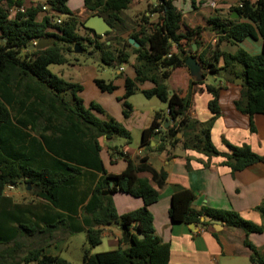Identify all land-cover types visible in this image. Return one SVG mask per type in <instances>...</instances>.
Returning <instances> with one entry per match:
<instances>
[{
  "label": "trees",
  "instance_id": "obj_1",
  "mask_svg": "<svg viewBox=\"0 0 264 264\" xmlns=\"http://www.w3.org/2000/svg\"><path fill=\"white\" fill-rule=\"evenodd\" d=\"M144 1L148 2L146 10L129 30L121 14L129 9L131 0H83L89 13L101 16L119 34L113 36L114 42L107 39L99 43L102 36L83 28L81 19L66 7V0H47L46 16L40 22L35 21V16L41 5L25 7L24 13L8 19L9 9L24 6V2L0 0V264H71L59 255L45 252L57 232L67 231L86 233L89 249H83L82 264H168L169 245L153 236L152 217L147 209L157 201L156 191L146 181L137 179L139 172H147L161 186L165 173H156L145 164L144 157L142 165L128 162L122 173L105 174L97 140L120 137L128 142L129 133L111 118L100 120L94 116L93 112L100 110L93 103L85 108L79 97L82 86L48 69L50 65L67 64L75 44L86 53L84 44L92 46L91 52L98 51L105 66L126 65L130 56H134L135 78L124 80L121 98L125 119L132 112L127 99L136 93L166 104L167 117L161 112L153 115L151 123L141 131L140 146L150 149L157 135L163 144L154 149L157 152L180 145L184 151H195L207 158L223 157L222 164L232 172L264 161V157L257 156L247 145L228 146L229 155L218 152L212 145L210 129L218 114L219 88L205 86L212 96L208 109L213 115L206 122L191 119L187 114L191 107L190 84L185 98L169 94L166 79L173 69L185 67L187 51L192 44L199 46V37L206 29H182L181 11L174 5L175 0ZM239 4L232 8L237 19L208 21L216 35L210 54L213 61L221 60L222 66L216 68L204 61L209 48L198 58L210 73L232 72L234 78L243 80L234 107L250 118L264 115V0H241ZM62 15L67 16L61 18ZM151 15H156L155 22L150 21ZM47 28L55 33L46 32ZM104 36H111V32ZM40 38L47 39L48 45L42 50H30L31 41ZM257 38L262 42L258 55H249L242 49L231 55L218 48L223 41L238 43ZM129 39L138 47L130 45ZM144 82L153 87L139 89L138 85ZM95 85L102 92L114 90L111 82L96 79ZM165 123L168 126L163 128ZM92 172L101 176L96 178ZM89 185H92L90 190L83 191L82 187ZM7 190H15L17 194L21 190L29 197L25 202L19 196L7 195ZM105 191L108 195H101ZM115 192L140 197L143 206L119 216L109 196ZM193 198L190 191L171 197L168 215L172 222L206 226L199 218L209 217L226 227L240 229L245 234L244 246L251 251L250 262L264 264V248L257 249L247 240L249 234H260L263 226L243 219L234 211L203 208L196 212L191 208ZM256 210L264 218V201ZM112 225H117L130 243L121 246L123 239L119 238L120 246L116 249L91 254L90 248L101 243L103 229ZM32 239L37 245L28 247L19 257L22 241Z\"/></svg>",
  "mask_w": 264,
  "mask_h": 264
},
{
  "label": "crops",
  "instance_id": "obj_2",
  "mask_svg": "<svg viewBox=\"0 0 264 264\" xmlns=\"http://www.w3.org/2000/svg\"><path fill=\"white\" fill-rule=\"evenodd\" d=\"M46 1L23 0V5L30 7L38 4L46 7ZM240 1L195 0L194 4L190 0L174 1L176 8L181 11L182 29L186 27L206 29L199 37L196 52L192 53L199 64H201L199 55L205 48H209L208 54L203 56L204 61H209L216 68L222 66V61H213L210 54L216 41V35L210 30L211 25L208 21L212 18L221 20L230 18L233 13L232 8L236 7ZM144 2V0H131L129 7L132 9L133 5V12L141 11L142 13L147 7ZM66 7L76 18H88L95 15L86 10L83 0H66ZM45 16L46 11H40L36 14L35 21L40 22ZM149 17L151 22L156 21V15ZM61 18L65 16L62 15ZM8 19H10V11H8ZM46 32L55 33L51 28H47ZM218 48L220 52L231 55L242 49L254 56L261 52L262 42L259 38L245 39L238 43L223 41ZM134 64L135 61L128 64V71L124 69L125 65L112 67L113 80L107 81L114 86L111 93L102 92L97 88L95 85L97 78L94 72L77 74L78 78L75 82L72 81L82 86L79 97L85 108L91 103L95 104L100 113L93 112L94 116L100 120L111 118L130 135L129 145L125 144V139L120 141L117 138L100 137L97 140L100 147L99 159L104 173L118 175L125 170L128 162L135 166L142 165L141 159L144 157L146 158L145 164L156 173H165L161 186H158L151 174L147 172H139L137 179L146 181L156 191L157 201L150 204L147 209L152 217L153 236L169 245L168 264H252L250 262L251 251L244 246L245 234L240 229L226 227L220 223V227L214 230L210 223L202 221L204 217H200L199 221L206 223V226L174 223L170 220L168 211L171 197L174 194L190 191L194 195L191 208L196 212L203 208L234 211L243 219L257 226H263L262 232L264 233V218L256 210L264 201V161L252 164L241 171L232 172L230 168L222 164L223 157L207 158L195 151H184L180 145L172 150L166 147L164 151L157 152L154 149L161 145L158 139L152 140L150 149L140 146L141 131L151 123L156 112H161L164 117H167V107L165 103L160 102L161 104L151 107V112L147 110L148 108L140 109L143 104L140 99L134 97L141 94L136 93L127 99L132 109L131 115L126 119L123 117L121 98L124 94V80L135 78ZM204 68L203 84L200 85L190 78L186 67L173 69L165 81L169 94L175 93L180 98H185L190 84L191 107L187 114L191 119L206 122L213 118V115L208 109V102L212 96L205 90V86L219 88L216 101L218 114L210 129L212 145L218 152L226 155L230 154L228 146L247 145L257 156L264 157V115L257 114L249 118L235 109L234 102L240 95L242 84L236 81L239 78H234L232 72L223 73L221 71L213 74L208 72L207 67ZM82 71L80 67H77L76 72ZM76 72L74 71L73 75ZM152 87L153 85L149 82L138 85L141 90H148ZM92 175L96 178L101 176L96 172H92ZM91 187L92 185L82 188L83 191L88 192ZM109 196L119 216L129 214L143 206V200L140 197L122 192L111 193ZM121 232L117 225L105 227L102 238L106 237L109 245L115 246L116 249L120 245L130 243L127 236L128 242L124 244L122 240L119 245V238H122ZM261 239L257 235L247 236V240L257 249L264 248V240ZM45 252L48 255L59 254V252H54V248L50 246L45 249Z\"/></svg>",
  "mask_w": 264,
  "mask_h": 264
},
{
  "label": "rangeland",
  "instance_id": "obj_3",
  "mask_svg": "<svg viewBox=\"0 0 264 264\" xmlns=\"http://www.w3.org/2000/svg\"><path fill=\"white\" fill-rule=\"evenodd\" d=\"M133 1V0H132ZM145 6L148 5V2H144ZM133 5H132V9L129 7L128 10L124 11L121 14V17L124 18L126 20V28H129V30L132 28L133 22L137 20V17L140 16V12L141 11H136L133 12ZM11 16V15H10ZM87 17H83L81 19V22H84L85 19ZM79 33L82 34L83 36L85 34H83V32L81 30H79ZM105 35V34H104ZM102 36L98 42L99 43H103L105 42L107 39L113 41V36H118V32L116 30H113L111 32V36L106 37V36ZM122 35V34H121ZM85 37V36H84ZM125 37V36H123ZM38 40V39H35ZM32 42V41H31ZM32 45V43H31ZM48 45V44H47ZM84 46H86L87 48V53L86 52H82L80 54H72L70 55L69 61L67 64L65 65H50L48 67L49 71L58 76L61 77L62 79L66 80V81H70L72 82L74 80H76V78H78L77 74L82 75L83 73H89V72H94L95 76L97 79L99 80H104L105 82L109 81V80H113L114 74L112 71V67L113 66H105L101 63L100 61V53L98 51H94L93 53L92 51V46H90L89 44L85 43ZM74 47V46H73ZM91 47V48H90ZM83 51V50H82ZM134 62V56L131 55L129 58V63ZM128 64L125 65L124 69L128 71L129 67ZM77 67H80L83 71L82 72H76L77 71ZM76 72L73 75V72ZM225 73V72H223ZM223 73H220V75H223ZM134 98H138L141 100L142 102V106L140 107V109H147L149 110V112H151V107L154 106L156 104H161L158 99L156 98H151V99H146L145 97H143L142 95H137ZM132 102V100H131ZM132 113V112H131ZM117 138V140L122 141L120 137H114ZM124 140V139H123ZM126 145L130 144V140L127 142V140H124ZM9 196H19L18 198L23 199V201H27V198L29 197L28 193H24L21 190L19 191V193L17 194V191L15 190H7ZM28 191V190H27ZM31 197V196H30ZM20 201V200H18ZM117 231V230H116ZM122 233V232H121ZM56 239L54 238V242L52 244H50V247L54 248V252H59V256L62 259H65L66 261L70 262L71 264H82V256H83V249H89V246L87 244V240H86V233L84 231H80V232H74V233H68V231L66 233L64 232H57L56 234ZM253 236L257 235L260 236V238H262L261 240H264V233L261 232L260 234H255L252 233ZM126 244V243H124ZM36 241L34 239L32 240H28V241H22V249L20 250L19 253V257L20 254L24 251L27 250L28 247H35ZM57 247L60 249H57ZM115 249V246H110L107 238L106 237H101V243L93 248H90L89 252L91 254H96V253H100V252H104V251H110ZM56 254V253H54ZM52 256V255H51Z\"/></svg>",
  "mask_w": 264,
  "mask_h": 264
},
{
  "label": "water",
  "instance_id": "obj_4",
  "mask_svg": "<svg viewBox=\"0 0 264 264\" xmlns=\"http://www.w3.org/2000/svg\"><path fill=\"white\" fill-rule=\"evenodd\" d=\"M155 0H152V3H154ZM63 16H67V15H63ZM231 19H237L238 15L236 13H232L230 15ZM83 28L91 30L95 35L97 36H103L105 33H109L112 32L113 29L104 21V19L99 16V15H93L90 16L88 18L85 19V21L82 24ZM129 44L132 45L134 48H137L138 45L136 43H134V41L132 39L128 40ZM48 44V40L44 39V38H40L38 40H35V44H32L31 46H29V49L32 50H42L44 49ZM196 52V45L192 44L190 47V50L187 51V58L184 61V66L187 68L188 73L190 78L196 82H202L204 79V75H203V66L201 64H199V62L193 57L192 53ZM82 53V49L75 44L73 47V54H80ZM236 81H238L239 84L243 83L242 79H237ZM168 126V123H165L163 125V128H166ZM178 137H180L178 135ZM154 141H156L158 139V136L155 135L154 136ZM162 146V144L160 145V147ZM141 155H143V153H141ZM109 186H111V183H109ZM28 190V187H27ZM101 195L105 196L108 195V192H101ZM202 221L208 222L212 225L214 230H217L216 227H220V222L212 220L209 217H204L202 218ZM121 237L123 239L124 243L128 242L127 239V235L125 233L121 234ZM140 238H143L142 235H140Z\"/></svg>",
  "mask_w": 264,
  "mask_h": 264
},
{
  "label": "built area",
  "instance_id": "obj_5",
  "mask_svg": "<svg viewBox=\"0 0 264 264\" xmlns=\"http://www.w3.org/2000/svg\"><path fill=\"white\" fill-rule=\"evenodd\" d=\"M237 6L239 7L240 4H238ZM25 9H26L25 6L12 7V8H10V9H9V11H10V15H11L10 18L13 19V18L16 16V14H18V13H24V10H25ZM41 11H46V7H45V6H41ZM52 22H53V21H52ZM56 23H59V21L57 20ZM31 43H32V44H35V40H33ZM175 49H176V47L173 46L172 51L174 52ZM172 51H171V52H172ZM167 57H170V53L167 55Z\"/></svg>",
  "mask_w": 264,
  "mask_h": 264
},
{
  "label": "flooded vegetation",
  "instance_id": "obj_6",
  "mask_svg": "<svg viewBox=\"0 0 264 264\" xmlns=\"http://www.w3.org/2000/svg\"><path fill=\"white\" fill-rule=\"evenodd\" d=\"M83 52V51H82Z\"/></svg>",
  "mask_w": 264,
  "mask_h": 264
}]
</instances>
